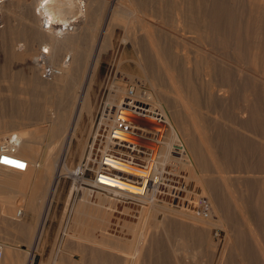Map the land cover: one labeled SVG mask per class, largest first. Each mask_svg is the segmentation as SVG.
<instances>
[{
    "label": "rangeland",
    "instance_id": "374dc122",
    "mask_svg": "<svg viewBox=\"0 0 264 264\" xmlns=\"http://www.w3.org/2000/svg\"><path fill=\"white\" fill-rule=\"evenodd\" d=\"M38 1L44 5L40 8L36 21L39 28L36 29L31 21L34 3L36 5ZM72 1L77 5L76 14L70 18L73 27L68 30L58 27L47 30L49 35L63 33L66 38H62L71 40V44L67 40L56 48L49 44L50 40L47 43L38 40L40 30H44L42 16L46 5L52 4L54 0H5L3 8H0L5 26L0 39V107L5 108L0 111V122L2 119L11 120L13 116L22 122L0 124V136L3 139L13 138L16 131L29 136L32 129L52 126L53 112L58 110L64 116L67 132L61 144L54 142L57 145L49 142L50 136L46 137L41 146V163L50 172L42 167L41 186L26 191L31 204L29 208L37 206L34 204L35 197L39 201L46 196L44 202L52 200L49 208L50 211L53 206L51 212L43 216V224L39 223L38 212L25 213L27 223H22V226L11 219L17 217V212L5 216L0 214V221L2 216L9 221L0 222V228H3L10 241L8 244L18 247L20 251H29L24 252V258L27 256L29 259L34 255L32 264L126 262V254H116L111 246L98 247L101 252L90 257L89 249L95 247L92 244L95 239H108V235L97 227L108 223L97 221L94 217L91 220L85 216L82 218L77 211L79 207L86 206V191L97 190L93 181H97L98 173L91 167L85 168V165L100 125L106 124L103 120L105 103L111 100L117 88H126L129 97L156 109L153 112L160 114L164 120L166 117L172 118L185 148H189L193 159L197 157V161L194 159L198 169L195 172L204 175L208 187L212 186L209 190L214 199L222 207L224 215L227 212L229 215H226L227 230L199 219H183V222L179 217H170L164 222L151 219L135 264H242L245 254L242 249L249 243L251 233L264 227V120L261 121L264 118V0ZM8 7L11 13L6 12ZM81 9L85 10L84 14ZM128 19L127 24L125 20ZM152 36H157L154 37L156 47L149 40ZM44 46L51 48L49 54H42ZM67 60L71 76L64 72L49 79L44 74L45 69H59ZM166 67L175 75L174 81L170 79ZM51 80L57 81V84H52ZM137 88L142 98L137 97ZM182 92L187 95L184 96ZM118 93L120 95L121 92ZM118 100L115 104H118ZM17 102L24 103L23 113L17 108ZM159 103L162 108H159ZM177 124L180 126L177 127ZM73 130L75 138L67 160H52L53 154L56 158L61 156L67 135ZM206 131L209 135L207 133L204 136ZM113 135L117 133L114 131ZM140 143L152 146L156 142L141 137ZM213 153L223 163L224 170L220 171ZM80 167V177L71 176L65 170L70 168L73 171ZM54 170L62 175L51 198L56 180V176H51ZM180 170L186 171L185 168ZM249 174L252 176L249 177ZM22 197L26 200V196ZM2 205L10 204L0 201V210ZM187 205H190L189 201ZM21 229L27 231L26 236L31 240L38 239V245L13 244ZM1 247L4 248L2 244ZM83 251H87L85 257ZM27 258L22 264L27 263Z\"/></svg>",
    "mask_w": 264,
    "mask_h": 264
},
{
    "label": "bare ground",
    "instance_id": "6f19581e",
    "mask_svg": "<svg viewBox=\"0 0 264 264\" xmlns=\"http://www.w3.org/2000/svg\"><path fill=\"white\" fill-rule=\"evenodd\" d=\"M80 3L82 4L83 2H80ZM136 3L138 4V2H136ZM42 5H44V3L42 1H40L36 5L34 3L33 13H32L33 18H32L31 23H32L33 27L36 29H37V27L39 28V25H37L36 21H37V18L39 16V13L41 11L40 8L42 7ZM82 5H81V7H82ZM1 7L3 8V4L1 5ZM75 7H77V5L72 0H54V2L52 4H50L48 6L46 5V11L44 12V14L42 16V26L44 27V30L42 29V31H41L39 29L40 34L38 35V40L41 42L46 41V43L49 42V40H50L51 43H49V44L55 48L58 47L61 44V42H65L67 40H69L70 44H71V40L65 39L66 36L63 33L59 34L58 32H56L57 35H53V34L49 35L47 33V30L54 28V27H58V29H64V30H68L69 28H72L73 27V25H72L73 20H70V18H72L73 15L76 14L75 13L76 12ZM8 8L6 9V12L11 13V9L10 8L8 9ZM81 10H82V13L85 11L84 9H81ZM131 17H133V16H131ZM43 20H44V22H43ZM125 21L127 22V24L129 23V19L125 20ZM45 29H46V31H45ZM3 31H4V28L1 31L0 39L2 37ZM149 34H152V33L149 32ZM5 35H7V34L5 33ZM152 35H155V34H152ZM62 37H65V38H62ZM67 37H69V36H67ZM152 37L153 38L149 37V40H151V43L154 45L157 44V42L155 40V38L157 36L156 37L152 36ZM3 38H4V35H3ZM72 39H73V37H72ZM157 41H158V38H157ZM68 44H69V42H68ZM49 46L43 47L44 51H42L43 52L42 54H49L50 53L51 48ZM148 47H149V45H148ZM151 47H152V45H151ZM155 47H156V45H155ZM152 48H154V47H152ZM161 49H162V47H161ZM69 55H71V54H69ZM43 58L45 59V57H43ZM68 58H69V56H68ZM69 60H70V58H69ZM69 60H67L65 64H62L59 67V69H48V70L45 69V71H43L44 74L48 75L49 79L53 78V77H57L58 75H61L64 72H67V75L71 76V72L68 68V67H70ZM162 63H164V61ZM167 65L165 64V66H167ZM140 66H142V64H140ZM168 66H170V65H168ZM95 67H96V64H95L94 68ZM44 68H46V67H44ZM166 71H167L170 79L174 81L175 75L171 73L172 70L170 71L169 67L168 68L166 67ZM94 73H96V72H94ZM42 77L44 78L45 76H42ZM176 77H178V76H176ZM158 79H159V77L157 78V80ZM56 82L57 81H55V80H51L52 84H54ZM171 84H172V81H171ZM176 84H177V82H176ZM172 85H174V84H172ZM152 86H154V85H152ZM183 86H182V88H183ZM177 88H179V87H177ZM137 90H138L137 97L140 98L141 93H139V88H137ZM156 90H158V89H156ZM116 91L117 92L114 93L112 95V97H110L111 100L109 99L110 101L108 103H105L106 108L104 109L103 120H105L106 124L100 125L99 130L97 132V135L95 137V140L91 146L90 154H89V157H88V159L86 161V165H85V168H86V166L91 167L92 169L96 170L98 173L97 181L96 182L93 181V185L96 186L97 190H95V189L87 190L85 193V196H84V203L86 204V206H85V208L79 207V209L77 210L78 213L80 215H82V218L85 216L86 218H89L91 220L94 217L97 221H100L103 223H108L107 225L103 224L102 226L97 227V229H99L105 235H108V239H105V240L104 239H102V240L95 239V242L92 244L95 245L96 248L94 247L95 249L94 248L89 249L90 257H91V255L95 256L96 252H97V254H99V252H101V251H99L98 247L100 248L101 246L102 247L111 246L112 251L114 250L116 254H118V255H120L122 253L126 254L127 259H126L125 263L128 262V264H135L137 257L140 253V247H141V245H143L142 243H143L145 236H146V229H147V226L149 224V221L151 219H154V218L158 219L160 222H164L170 217H179L182 219V222H183V219H199L202 222L209 223V224L215 225L221 229L227 230L228 220L226 219V215H228L227 214L228 212L226 213V215H224L222 207L219 205V203L216 202L212 193L210 192V190H209L210 186L208 187V183H207L204 175L203 174L200 175V174H197L195 172L197 168H196V164L194 162V159L196 160L197 157L193 159L192 155L188 151L189 148L188 149L185 148L184 144L181 141L182 138L180 137V134L178 132L179 129L177 130L175 124L173 123V121H171L172 118L170 120V118L166 117L164 120V118L162 116H160V114L158 115L157 113L153 112L156 109L154 110L152 107L148 106L145 102H143L141 100L132 99V97H129L127 95V89L126 88H122V89L117 88ZM163 91H165V90H163ZM179 91H180V89H179ZM183 91H185V90H183ZM118 92H121L120 95ZM177 92H175V93H177ZM160 93L157 95H160ZM227 93H229V92H227ZM144 94H143V96H144ZM182 94H183V92H182ZM185 94L187 95V93H185ZM186 95H184V96H186ZM133 96H135V95H133ZM146 96H147V94H146ZM161 96H163V93L161 94ZM161 96H159V97H161ZM118 98H119V100H118ZM117 100H118V104H115L117 102ZM163 100H165V99H163ZM175 100H176V98H175ZM183 102H185V101H183ZM23 104L20 102L16 103L17 108L20 110V112L22 111V113H23L24 108H25V106ZM115 105H117L116 108H115ZM240 105H241V103H240ZM158 106H159V108H162V105L160 103ZM32 108L33 107H31L30 109L33 110ZM4 109H5L4 106L0 107V111H3ZM238 110H240V109H237V111ZM242 112H244V111H242ZM53 113L55 114V116L53 118L51 117L53 120L52 126H44L41 128L32 129L30 131L29 136L22 134V132H20V131H16V133H14L15 136L12 134L13 138L8 137L7 139H3L0 136V145H6L8 147H12V146L16 147L17 153L24 156L28 161V166L24 170H20V169H17L15 167L5 165V164H0V201H3V204L4 203L11 204V202L13 201L12 196H14V195L20 194L22 196H26L27 188L31 185V182H32V174H28V172L29 171H38V170L42 169V167L44 165L41 163V150H42L41 146H42V144H44L46 137L50 136V139H49L50 143L60 142V144H61L63 138H65V135L67 132L65 131L64 116L60 112V110H58L57 112H53ZM197 115H198V112H197ZM245 115H247V114H245ZM46 117L48 118L49 116L46 115ZM200 117H201V115H200ZM257 118H258V116H257ZM177 120H178V118H177ZM189 120H190V118H189ZM263 120H264V118L261 121L263 122ZM252 121H254V120H252ZM225 122L228 123V120H226ZM11 123L20 124L22 122L20 121V119H18L17 117H14V116L11 118V120L2 119V122H0V124H3V125H6V124L8 125ZM203 123H205V120ZM76 124H77V122H76ZM205 125H207V124H205ZM233 125H236V124H233ZM178 126H180V125L177 124V127ZM114 131L117 133V135H113ZM207 133L208 132L206 131V133H204L203 135L205 136V134H207ZM208 135H209V133H208ZM208 135H207V137H208ZM67 136L68 137H67V140L65 142V145H63L64 148L62 147L63 150H62L61 156L56 158L55 154H53L52 160L53 159H56V160L61 159L63 162L67 160L69 153H70L72 141L75 138L74 130L72 133H70V134L68 133ZM141 137H148L149 139H152L156 143H152L153 144L152 146H150V144L148 145L146 143L145 144L140 143ZM200 137H202V136H200ZM191 138H190V140H191ZM205 140H207V139H205ZM64 141H65V139H64ZM202 141H203V139H202ZM208 141H209V139H208ZM145 142H147V141H145ZM211 143H214V142L212 141ZM262 143H264V142H262ZM54 144H56V143H54ZM54 144H53V146H54ZM190 144L192 146L191 142H190ZM214 146H215V143H214ZM192 147H194V146H192ZM219 148H220V145H219ZM210 150H212V149H210ZM58 153H59V151H58ZM213 156L216 159V162L218 161L217 164L220 168V171L224 170L223 165H222L223 163H221V161L217 160L218 158L216 155H214V153H213ZM211 163H213V162L211 161ZM208 166H210V165H208ZM43 168L46 170V172H50V170L47 167L44 166ZM70 168H65V170H67L66 173H68L71 176H79L80 171H81V167L76 169V170H73V171H71ZM182 168H185L186 171L181 172L180 169H182ZM210 168H211V166H210ZM61 171H63V167H62ZM52 172L53 173L51 176H56V180L52 186L51 198L53 197V192L55 191V187L57 185L58 178L62 175V173H60L59 171H58L59 172L58 173L56 170H54ZM191 172H194V173H191ZM218 173H219V171H218ZM249 175H248L249 177L252 176L251 174H249ZM229 176L231 177V175H229ZM224 177H226V176L224 175ZM234 178H235V176H234ZM234 178L232 180H234ZM210 181H212V180H210ZM210 181H208V182L211 183ZM238 181H240V180H238ZM227 186H229V185H227ZM229 187H228V190H229ZM218 188L220 189V187H218ZM231 190H232V188H231ZM218 191L219 190H217V192ZM236 192H238V191H236ZM261 192L262 191H260V193ZM233 194H234V192H233ZM233 194H230V195H232V197H233ZM234 196H236V195H234ZM235 198H237V197H235ZM51 201L52 200L50 199V202L47 206L48 209L50 208ZM188 201L190 203L189 206L187 205ZM236 201H239V200H236ZM14 205H16V204H14ZM245 205H246V202H245ZM18 210L22 211V210H24V208L20 207ZM198 213H199V216H198ZM245 213L243 216H245ZM12 219L15 221H19V223H21V224L24 223L23 218H21L20 215H18V213H17V217L12 218ZM261 219H262V217H261ZM173 221H174V218H173ZM152 222H154V221H152ZM16 223H18V222H16ZM189 223H190V221H189ZM155 224H156V222H155ZM185 224H187V223H185ZM192 225H193V223H192ZM195 226H194V228H195ZM246 226H248V225L246 224ZM185 227H187V226H185ZM168 228H169V226H168ZM188 230H186V231L188 232ZM249 230H251V229H249ZM253 231L254 232L251 233V239H250L249 243H247V245L244 246L243 249L241 248L242 252L245 253L242 260H241L242 264H264V227H263V229L258 230L257 232H255V230H253ZM233 232H235V231H233ZM40 235H41V233H39V237H40ZM187 235H188V233H187ZM194 235H195V233H194ZM243 235H244V233H243ZM168 236H170V235H168ZM189 237H191V236H189ZM186 238H188V237H186ZM213 238H214V236H213ZM241 238H243V237H241ZM207 240H209L208 237H207ZM34 241L35 242H33V243L35 245H38L39 240L35 239ZM212 241H210V242H212ZM229 243H230V241H229ZM180 244H181V242H180ZM193 250H195V249H193ZM234 250H235V248H234ZM2 252H3V249H2ZM228 252H229V250H228ZM141 254H142V252H141ZM82 255H83V257H85V255H87V251H83ZM182 256H184V255H182ZM98 257L99 256L97 255V258ZM6 258H7V256L4 257V252H3V257L1 259V261L6 259ZM33 258H34V255L31 256L29 259L27 258V263H25V264H32ZM116 259H118V258H116ZM176 259H177V257H176ZM11 264H16V263L13 262ZM100 264H101V262H100ZM177 264H178V262H177ZM218 264H219V262H218ZM233 264H235V263L233 262Z\"/></svg>",
    "mask_w": 264,
    "mask_h": 264
},
{
    "label": "crops",
    "instance_id": "0c3cea01",
    "mask_svg": "<svg viewBox=\"0 0 264 264\" xmlns=\"http://www.w3.org/2000/svg\"><path fill=\"white\" fill-rule=\"evenodd\" d=\"M28 174H32V182H31V185L28 187L29 189L28 188L27 189L33 191L34 189H37L38 186L39 187L41 186V181L43 180V175L40 172V170H38V171H29ZM41 189H42V187H41ZM28 195H29V193L26 192V200L20 194L19 195L12 196L13 197L12 198L13 201L11 202L10 205H6V206L2 205V209L0 210V214H2V215L5 216V214H12V213H16L17 212L18 215H20V217L23 218L24 222H26V220L24 219L25 218V213H28V212H35V213H37L38 212L39 213V216H40L39 217V221H40L39 223L43 224V222H44L43 216L45 217V214H47L48 211H49V209L47 208V206H48V204L50 202V199H49V201L46 200L44 202V198H46V196L45 197L43 196L42 199L40 198L39 201L35 197L34 204L37 205V206L33 209V208H29L31 204H29V201H28V198L29 197H28ZM14 204H16V205H14ZM19 207H23L24 210H22V211L21 210H17ZM52 207H51L49 213L51 212ZM4 216H2V219H1L0 222L2 224L3 223H9L8 219L5 218ZM9 218H11V217H9ZM13 222L15 224L19 225V226H22V224L19 223V221L13 220ZM16 222H18L19 224L16 223ZM2 229L3 228H0V243L4 247V248H2L3 249V252H4V257L7 256V258L4 259V260H2L0 262V264H11L13 262L16 263V264H21L27 258V256H26V258H24V256H25V253L24 252L29 253V251H20L18 249V247L14 246V245H9L8 243L10 241H8V236L5 235L6 232L4 234V232H3ZM26 234H27V231L25 229H21L20 231H18L17 238H16V240H15V242L13 244H15V245H24L25 243H28V244L34 245L33 242H35L34 241L35 239L31 240L28 236H26Z\"/></svg>",
    "mask_w": 264,
    "mask_h": 264
},
{
    "label": "built area",
    "instance_id": "2783aa9c",
    "mask_svg": "<svg viewBox=\"0 0 264 264\" xmlns=\"http://www.w3.org/2000/svg\"><path fill=\"white\" fill-rule=\"evenodd\" d=\"M5 0H0V8ZM4 23L1 16V10H0V34L3 29ZM0 164L9 165L12 167H15L20 170L26 169L28 166L27 159L17 153L16 147H8L6 145H0ZM1 246V243H0ZM3 257L2 248L0 247V261Z\"/></svg>",
    "mask_w": 264,
    "mask_h": 264
}]
</instances>
